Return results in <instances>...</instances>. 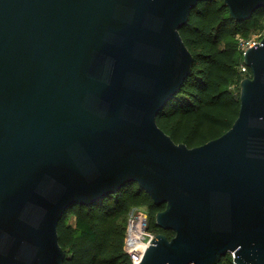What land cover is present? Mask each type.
Here are the masks:
<instances>
[{"label":"water","instance_id":"1","mask_svg":"<svg viewBox=\"0 0 264 264\" xmlns=\"http://www.w3.org/2000/svg\"><path fill=\"white\" fill-rule=\"evenodd\" d=\"M204 0H0V264H64L59 223L137 183L165 209L139 264H264V37L232 128L177 143L157 117L190 77ZM248 20L264 0H224Z\"/></svg>","mask_w":264,"mask_h":264},{"label":"trees","instance_id":"2","mask_svg":"<svg viewBox=\"0 0 264 264\" xmlns=\"http://www.w3.org/2000/svg\"><path fill=\"white\" fill-rule=\"evenodd\" d=\"M264 8L244 21L234 19L224 0H204L193 9L180 33L195 57L193 71L181 91L158 115L159 126L177 143L201 146L230 130L240 111L243 53L238 35L257 28ZM244 32V33H243ZM134 207H146L149 229L170 238L174 232L159 227L156 205L137 183L90 205L77 204L63 215L59 239L66 252L64 264H133L124 249L127 227L123 217ZM220 264H235L230 254Z\"/></svg>","mask_w":264,"mask_h":264},{"label":"built area","instance_id":"3","mask_svg":"<svg viewBox=\"0 0 264 264\" xmlns=\"http://www.w3.org/2000/svg\"><path fill=\"white\" fill-rule=\"evenodd\" d=\"M263 37L264 33L258 36L256 39H253L252 41H246L245 39L238 36V46L243 53V57L245 56L247 50L250 47H253L255 44L260 43ZM241 69L243 73L247 75L248 73H250V68L245 64V62L242 65ZM251 75L252 74H250V76ZM134 208H132L129 212L130 220L129 227L125 236L124 249L130 256L133 264H139L142 261L146 250L156 237L157 233L149 229L148 214L143 211H135L136 209Z\"/></svg>","mask_w":264,"mask_h":264},{"label":"rangeland","instance_id":"4","mask_svg":"<svg viewBox=\"0 0 264 264\" xmlns=\"http://www.w3.org/2000/svg\"><path fill=\"white\" fill-rule=\"evenodd\" d=\"M257 28L249 30L247 32L239 33V37L245 39L246 41H252L253 39H256L258 36L262 35L264 33V19L260 20L257 24ZM244 60V59H243ZM135 211H143L148 214V209L146 207H136ZM149 216V214H148ZM129 220H130V213L127 216L123 217L124 224L126 225L127 229L129 227ZM127 233V231H126Z\"/></svg>","mask_w":264,"mask_h":264}]
</instances>
